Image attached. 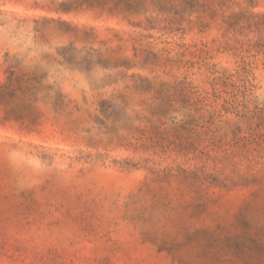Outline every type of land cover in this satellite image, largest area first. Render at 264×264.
Segmentation results:
<instances>
[{"label":"rangeland","instance_id":"374dc122","mask_svg":"<svg viewBox=\"0 0 264 264\" xmlns=\"http://www.w3.org/2000/svg\"><path fill=\"white\" fill-rule=\"evenodd\" d=\"M0 264H264V0H0Z\"/></svg>","mask_w":264,"mask_h":264}]
</instances>
